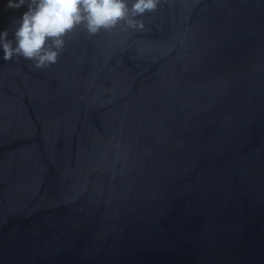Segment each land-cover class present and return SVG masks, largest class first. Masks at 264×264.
Returning a JSON list of instances; mask_svg holds the SVG:
<instances>
[{
  "label": "water",
  "instance_id": "obj_1",
  "mask_svg": "<svg viewBox=\"0 0 264 264\" xmlns=\"http://www.w3.org/2000/svg\"><path fill=\"white\" fill-rule=\"evenodd\" d=\"M134 19L0 47V264H264V0Z\"/></svg>",
  "mask_w": 264,
  "mask_h": 264
},
{
  "label": "clouds",
  "instance_id": "obj_2",
  "mask_svg": "<svg viewBox=\"0 0 264 264\" xmlns=\"http://www.w3.org/2000/svg\"><path fill=\"white\" fill-rule=\"evenodd\" d=\"M158 0H7L6 7L27 5L14 29L15 46L7 39V29L0 31L3 59L14 55L34 62L36 68L57 61L64 46L63 37L83 24L90 34L111 30L123 21L129 28H142L134 17L154 11Z\"/></svg>",
  "mask_w": 264,
  "mask_h": 264
}]
</instances>
